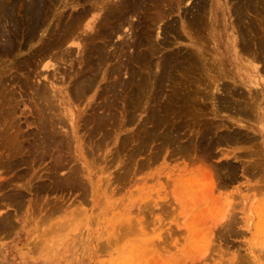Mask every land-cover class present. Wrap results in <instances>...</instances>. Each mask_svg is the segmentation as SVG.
I'll use <instances>...</instances> for the list:
<instances>
[{
    "label": "bare ground",
    "instance_id": "1",
    "mask_svg": "<svg viewBox=\"0 0 264 264\" xmlns=\"http://www.w3.org/2000/svg\"><path fill=\"white\" fill-rule=\"evenodd\" d=\"M220 1L221 0H198V2L195 4V10L193 12L192 11H189V13L187 12V15L184 17V20H186L185 22L188 23L189 25L186 26L185 24H183L181 30L177 28L176 21L173 20L174 18L170 19L171 21L165 22L164 23V29L162 28L163 29L162 33H164L165 36L162 38V41H161V39H159V37L155 36L156 38H158L161 41L162 45H166V47H168L167 45H170L169 44L170 41L168 39L169 37H171V39L173 41H175L177 38L181 39V36L185 35V37L188 38V40L192 43V46L189 47L184 52H182L181 50H178V49H177V51H174V52L173 51H170L169 53L163 52V53H161L162 55H160V57L157 58L158 53H160L161 49H163L164 47H162V48L159 47L160 41L158 42V40L155 39V37L153 38V33H155L157 35V31H154V27L156 26V30H157L158 29L157 28L158 23L165 20L168 16L172 17L171 14L175 10H178L180 8V4H182L184 2V0H0V52L3 54L4 53L6 54V53H9L12 50V48L13 49L16 48L17 50H19V52H21L24 49V47L25 48L27 47L28 49H33V51L31 50L32 53L30 52L31 56H29L28 59L27 58L25 59V63H23V67L26 66V68L28 67V69H29V66L30 67L33 65L34 66H38V65L40 66L41 64H43L45 62V60L47 61V59L48 60L50 59L49 60L50 64H48L47 63L48 61H47L46 63H44V67H43V68L48 69V68H51L53 66L51 64L52 61L61 60V61H58L57 63L62 62L63 60H65V57L71 56L73 54V50H77L78 60L75 59L77 56L74 59L76 60V62L78 61L79 65L82 64L83 67L79 66V68L80 67L81 68L79 69L80 71L77 74H75L74 73L75 71L73 70L74 71L73 73L75 75H74V77H72V80L68 82L69 87L65 88L64 91H61L60 95L57 94V91H59L58 90L59 88H57V86H55L53 84V82H50V86H51L50 89L53 88L51 90V92L53 91L52 95H50L51 94L50 89L47 86L49 83L41 85V83H43L44 79L42 80L41 83L38 82V84L33 83V80L31 82V84L29 83V81H31V78L33 79L34 76L35 77L39 76L38 72L35 71L36 68H34L35 74L34 75L32 74L33 77H32V75L31 76L26 75V78L27 77L28 78L27 79L25 78L26 80L25 81L23 80V81L25 82L24 84H27V86L29 88H30V86H32V88L35 89V93L31 92V91H34V90H31V88H30V90H31L30 92L25 90V93L29 92L30 94L32 93V95L34 93L35 94L34 96H36L37 100L42 99L43 101L45 100V102L47 101V104H48L47 109L48 110H52L53 108H55L56 105L54 102L57 101L59 104L63 105L64 113L66 114V116H68L70 118L71 117V115H70L71 112L69 110L70 105L68 104L69 101L67 100L68 92H70L71 95L74 96V101L78 102L77 100L80 97L86 95L87 91L89 89H92V87L95 85V82L100 83V82L105 80V84L104 85L101 84L100 88H102V87L106 88L105 89V91L107 90L106 93L107 92L111 93L113 100L111 102L109 101L110 99L107 100L109 102H108V104H106V106L104 103L103 104H102V102H100V103L102 105H104V107H106V108H108V107L110 109L114 108L115 113L109 114L108 109H105V112H108L107 113L108 116H107V115H105V113L101 114L100 111L93 109V112L92 113L90 112L91 113V115L89 117L90 122L88 121L89 123L92 124V126L90 129L85 128L88 125L84 127L85 129H87V132L90 130V132L87 133V135H86L88 137L90 135V136H93V139H94V137L96 136L95 134L97 132L102 133V135H104L105 131H103V130H105V126L108 125L109 121L116 120L118 118L117 116H119L118 115L119 113H120L119 120L121 121V123L123 125L125 124V127L128 123V126H129L130 122H131L130 124H132L135 121L134 119L136 116L135 115L136 111L139 108H142V110H144L145 112H147L150 115L149 116L147 114L148 116H147L146 120L148 121V124L150 123V124H152V126H150V129H148V127H147L148 130L146 129L145 134H142L143 136L139 135V133H137V132L135 134H132L130 132L132 135H130V133H128L130 136H132V138H128L129 140L130 139H132V140L138 139L139 136L142 137L140 139V141L138 142L139 144L137 146L135 145L137 142L134 141L135 142L134 146H136V147L132 146V147H134V149L132 150V152L134 154H139V153L143 152V150L146 148V146H148V148H149L148 143L150 141L152 142V140L154 141V139L155 140L157 139L156 142H158V140L160 141V143H158L159 145L157 144L160 147H157V148L169 149L171 144L174 145L179 140V135H181L179 133L181 132V130H184L186 127H188V129H190V130H192V132H194L193 137H192V133L190 132L191 137L187 136L188 138L190 137L189 140H187L188 144H185L184 146L183 145L180 146L179 149L176 148L177 152H178V150L181 151L182 153L187 151L186 152V154H187L188 150H190L192 148L193 153L196 152L197 154H199L202 151L204 153L206 152L207 154H209L211 149L215 146V144L216 145L220 144L222 142V140L224 139V137L229 138L230 140H231L230 137H233L232 138V140H233L235 136L234 135L232 136L230 134L223 136L224 132H222L221 135L217 134L218 124L216 122L217 121L219 122L220 120H215L214 124L216 123L217 125L211 124L210 121L207 122V119L205 118V117H207V115L212 114V115L216 116V114L218 113V110H224V111L225 110H230V111L233 110L232 112H234L238 115H243L244 117L253 115L254 113H255V117L258 116V115L256 116V112H257L258 108L255 109L256 108L255 105H257L259 107V105L261 103L259 101H262V96L260 97V95L258 94L259 90L256 89V91L254 92V93H256V95L257 94L259 95V97H256L255 99L253 98V95H255L254 93H253L252 97H251V94L248 97H246V96H244V94L242 92H240L242 90H240V91L236 90L237 84L242 83L245 87L246 86L245 84H248L247 82H249V81H247L249 78L245 80L244 70H247L248 74L250 73L253 77H255L254 79H256V78L258 79L255 85L261 86L260 87L261 92L264 91V87H263V83H264V0H224L222 2H220ZM192 5H190V7ZM77 6H81V8H79L78 10H73L71 12L61 10V9L69 8V7L74 9ZM191 8H193V7H191ZM132 17L133 18L134 17H137V18L138 17H144V20L143 21L139 20L138 22H134L132 20ZM171 17H169V18H171ZM126 23L129 26V28L128 27L127 28L130 29V31H131V33L130 32L129 33H130V35H132L131 36L132 38L129 39L128 42L126 41V43L124 42V39L126 40V38H123V40L121 39L122 42L119 41V43L112 42L113 41L112 38L114 36H116V34H119V31H122L123 28H126V27H122V26H125ZM158 36H159V33H158ZM182 37L184 38V36H182ZM213 38H214V40H215V38H217V39H221L222 41L219 42L220 43L219 47L209 50L208 48L210 46V43H212ZM177 41H178V39H177ZM35 44L38 46H36ZM34 46H36V47H34ZM27 48H26V50H27ZM14 53H16V51ZM0 57H2V56H0ZM27 57H28V55H27ZM226 59H228L229 60L228 62L233 65L234 73H236V71H237V75L239 76V74H240L243 78L242 80H244V81H242V80L236 81V80L232 79V82L230 84L233 85L234 88L233 87L231 88L228 86L229 82L224 83V82H226V81H224L225 79L231 78L230 77L231 75L233 76V74H231L228 71V68L225 65ZM19 60H21V59H19ZM23 60H24V58H23ZM23 60H21V62ZM20 64H22V63H20ZM13 65H12V68H13ZM17 67L19 68V66H17ZM154 69H156V70H154ZM29 71H30V69H29ZM57 71H58V69H57ZM124 71H126V74H128L126 79L122 78V73ZM6 72H9V71H6ZM55 72H56V68H55ZM70 72L71 71L68 72V75L70 74ZM29 73L30 72H28L27 74H29ZM31 73H33L32 70H31ZM48 73L50 74L49 71H48ZM1 74H0V76H1ZM43 76H42V78L45 77V76L44 77ZM71 76H72V74H71ZM42 78H40L39 80H41ZM46 78L49 79L47 76H46ZM98 78H100V80H98ZM13 79H15V81H16V79H19V78H13ZM60 79H61V77L59 78V83H60ZM3 80H4V78L0 80V98H2L0 100V110H1L0 111V122L1 121H3V122L7 121V119L9 120V118L12 117L11 114H13L14 111L17 109H13L15 107L10 108L12 106H9V104H12L11 101L13 99L16 100V98H19V96L18 97L14 96L16 91L14 93L13 92L14 90L12 87H11L12 90H9L8 83H5L7 81L6 78H5L6 81H3ZM51 80L52 79H50V81ZM19 81H20V79H19ZM8 82H9V80H8ZM13 82H14V80H13ZM47 82H48V80H47ZM64 82L65 81L62 80V83H64ZM32 84H36L37 86L32 85ZM20 86H21V84H20ZM212 87L215 88L214 91H212L213 90ZM29 88H28V90H29ZM103 88H102V90H103ZM210 88L212 90H210ZM22 89H23L22 91L24 92V88H22ZM239 89H242V88H239ZM17 90H18V88H17ZM220 90L225 91V92H223L224 95H223V93H222V95L217 94V93H219ZM246 91L248 92L249 89ZM88 92H90V91H88ZM164 92L165 93L167 92V94L163 95ZM101 93H102V91H101ZM101 93H98V94L100 95ZM249 93L250 92H248V94ZM98 94L96 95L97 98L99 96ZM216 94L219 96H216ZM28 95L29 94H26V96H28ZM103 95H102V97H103ZM22 96H24V95H22ZM29 96H31V95H29ZM14 97H16V98H14ZM105 98L104 99L102 98V101L105 100ZM28 100H29V97H28ZM97 100H96V102H97ZM100 100H101V98H100ZM24 101L26 102L27 98ZM41 101L38 103L41 104ZM107 101L105 100V103ZM205 101H207V102L209 101V102L205 103ZM7 102H8V104H7ZM19 102H21L23 104L22 101H19ZM19 102L17 103L18 105H20ZM35 102L37 104V101H35ZM204 103L207 105H205ZM31 104H32V102H31ZM31 104H30V106H32ZM76 104H78V103H76ZM101 104H100V106H101ZM14 105H16V101H15ZM18 105H17V108H18ZM35 105H33V106L36 108V106H38V104L36 106ZM33 106H32V108H33ZM100 106H98V107H100ZM39 107L41 108L42 106H39ZM45 107L46 106L44 105L42 110H44ZM93 107H95V106L92 104L91 108H93ZM98 107H97V109H98ZM75 108H76V106H75ZM91 108H90V110H91ZM37 109H38V107H37ZM40 110L41 109H39V111H37V112H40ZM45 110H44V112L43 111L42 112L45 113V115H46L49 112L47 110H46L47 112H45ZM26 112L28 113V111H26ZM26 112L23 115H26ZM34 112H36V110H34ZM98 112L100 113V115L98 114ZM141 112H143V111H141ZM34 114H36V113H33L32 115H34ZM50 114L53 115L52 113H50ZM50 114H48V117L46 115L44 118L41 115L42 118H41V121H39V119L36 117V116H38V113H37L35 115V117L38 119L37 120L38 122H35L36 119H34V117H30V118H33L34 123H40L41 122L40 124H38V125H40L39 127H41V128H38V126H37V129H39V131H40L39 133L41 134V136H39L37 134L34 135V136H37V138L32 142V140H30L28 136L33 135L32 132H34L36 130L30 132L31 133L30 135L28 132V136H27V133L24 132L26 134L25 137H28V139L30 141V142L28 141L29 142L28 143L29 145L27 144L28 146L26 144L24 146L23 143H25V142L20 141V137L23 138L24 136L21 135V133H23V131L21 132L20 128H17L18 126L19 127L22 126L20 124L19 125L17 124L19 120L12 117L13 119L17 120V123H16L17 127L15 126V128H14L15 122H14V124H12L13 119L10 121L11 123L6 124V126H8V124H9L8 128H10V129L14 128L15 130H12V132L9 133V135L5 136V138H2L3 142L0 141V143L2 142L1 144L4 143V149L6 148L5 150L2 149L3 151H1L2 155L0 157V159H1V162H0L1 166L0 167H2L1 168L2 170L4 168V171L5 170L10 171V169L17 168L16 166H20V165L22 166L25 163L28 164L25 166H29V165L32 166L33 164L37 165V163H39L38 162L39 159H41L43 156L49 155L51 153H52V157H54V163L55 164H53V162L51 161L52 162L51 164H53L54 167H53V172H51L50 180L52 177L53 181L52 182L47 181L49 183L44 184L41 182L38 185L36 184L37 186L36 185L33 186V184H30L34 179L33 176H32L33 177L32 181L28 180V181L22 183L23 182L22 180L24 178L28 177V175H26V174L23 177H22V175L16 176V177H18L17 178L18 180L22 179L21 183L18 181L20 183V186H19V184H18V186L17 185L13 186L14 182H12L13 184H10L8 181L10 179L7 180L8 182L1 181L0 182V190L7 188V187H10V186L12 187V190H10L8 188L7 191L10 190V192L9 193L5 192L6 194H3L0 196V209L2 208V206L4 207V205H6V204L3 205L4 201H5V203L11 202V203H13V205L15 207L18 208L19 206L22 205V203H25V200H26L25 197H26L28 191L29 192L30 191L35 192V200L33 199L34 203H37L38 201H40L41 196L43 195V194L40 195L41 193H44V192L47 193V192H51L53 190L55 191L57 189L61 190V188H63L62 189V191H63L65 186H66V188H67V186H69L68 188L72 187V189L70 188L72 190L71 192H75V189H77V190L82 189V191H83V194L81 195L82 197L78 198L81 200L82 199L84 200L87 197L88 191H90V193L93 194L92 198H95V193L100 191L98 184L94 183V180L91 178V175L93 173L91 175L89 173L87 174V176L89 178L87 179V181H84V183H83L81 178H78L81 175V172H80V169L78 166H76V167L79 170L77 168H71V167L69 169L67 168L69 170L67 172L68 175L65 176V174H64V176H65V177L63 176L64 178H62V173L59 174V175H61V178H59V179L55 175L56 170H59L62 168L65 169L66 166L69 165V162L72 159L71 158L72 156H70L71 151L69 148L72 145H69L70 147L68 146V144H69L68 135H64V134L62 135L61 133H63V132L60 129L61 127L59 128L60 125L63 126L62 120H64V119H62L60 116H59L60 118L59 117L57 118L56 114H54V115H56L54 117L51 116ZM143 114H145V113H143ZM219 114H221V113H219ZM39 116H40V114H39ZM43 116H44V114H43ZM85 117H86V115H85ZM85 117L83 119H85ZM22 118L20 119V121L22 120ZM30 118L27 117L28 120H30ZM87 119L88 118L86 117V120ZM143 119H144V117H143ZM86 120H84L83 124L85 123ZM253 120L255 121L254 117H253ZM81 121H83V120H81ZM3 122H1V124ZM88 122L86 121V123H88ZM220 122H222V120ZM24 123H22V124H24ZM69 123H71L70 124L71 125L70 131H71L72 139L75 143L74 151H75V153H79L80 156L84 155L86 153L85 150L88 147H85V150H84V148L82 147V145H84V144H82V145L80 144V142H81L80 137L78 138L76 135V126L74 125V123L71 120ZM140 123H142V125H143V122H140ZM212 123H213V121H212ZM222 124H224V123H222ZM225 124H226V121H225ZM229 124H227V125H229ZM65 125L67 126V124H65ZM144 125L146 126L147 123ZM83 126L84 125L80 126L82 130H83V128H82ZM112 126H115V125H112ZM108 127H109V125H108ZM108 127H106V128H108ZM220 127H223V125ZM228 127H230V126H228ZM8 128L6 127L7 130H8ZM63 128L65 129V126H63ZM113 128H115V127H113ZM142 128H144V126ZM6 129H4V130H6ZM116 129H118V127ZM223 129H227V128H223ZM68 130L69 129L65 130L66 134H68V132H69ZM109 130H111V128L107 129V132ZM142 130H144V129H142ZM25 131H27V130H25ZM28 131H29V129H28ZM136 131H138V130L136 129ZM177 131H178V135L176 133ZM219 131H220V129H219ZM236 132H238V130ZM3 133H6V132H3ZM3 133L0 132L1 135ZM24 133H23V135H24ZM175 133L177 136L174 135ZM244 133H247V132H244ZM108 134L106 133V135L109 137L110 134L109 135ZM215 134H217L219 136L217 137V135H216L214 137ZM235 135L238 136V134H235ZM123 136H120V137H123ZM210 137H212V138H210ZM246 137H247V135H246ZM89 138L91 139V137H89ZM99 138H98V141L100 142V145H101V142L103 143L104 140L102 139V141H101L102 137L100 139ZM107 138H105V139H107ZM249 138L251 140V137H249ZM87 139H85V140L88 141ZM124 139H125V137H124ZM242 139H243V137H242ZM254 139H255V137H254ZM91 140H90V142H91ZM25 141H26V139H25ZM187 141H185V142H187ZM233 141H231V142H233ZM246 141H248V140H246ZM255 141L257 142V140H255ZM21 142H23V143H21ZM95 142H96V140L94 141V143ZM121 142L119 143L118 147L116 146V152L117 151L119 152L120 149H117V148H120V146L122 145ZM241 142H242V140H241ZM241 142L238 141V144L244 143V140L242 143ZM83 143L86 144V142H83ZM229 143H230V141H229ZM250 143H247V145L248 144L250 145ZM258 143H259V141H258ZM258 143H256V144L258 145ZM70 144H72V143L70 142ZM88 144H86L84 146H87ZM126 144H128V142ZM181 144H182V142H181ZM222 145H225V144L221 143L220 146H222ZM252 145H254L253 142H252ZM252 145H250V146H252ZM95 146L96 145L94 144L93 148H95ZM98 146H99V144H98ZM124 147L125 146H123V147L121 146V149ZM226 147H228V146H226ZM157 148H155L154 151ZM215 148H216V146H215ZM172 149H174V148H171V150ZM152 150L153 149H151V151ZM175 150L173 152H175ZM213 150H215V149L213 148ZM221 150L222 149H220V154L222 155L224 153V151H222L223 153H221ZM145 151H144V153H145ZM169 151H170V149H169ZM242 151H245V150H242ZM121 152H123V151H121ZM128 152H129V150H128ZM162 152H164V150H162ZM173 152H172V155L169 152L170 153V154H168L169 157L173 156ZM202 152H201V154H202ZM226 152H227V150H226ZM261 152H260V154H261ZM114 153L112 156H114ZM71 154H73V153H71ZM134 154H130V155L132 156ZM154 154H152V155H154ZM215 154H217V153H215ZM220 154H218V155H220ZM224 154H226V153H224ZM229 154H231V153L229 152ZM239 154H237V155H239ZM256 154H259V153L256 152ZM263 154H264V152H263ZM130 155H127V156L132 158ZM152 155L151 154L149 155L150 159H152L151 158ZM168 155H167V157H168ZM174 155L177 156V154H174ZM182 155H180V156H182ZM249 155L250 154H248V158H249ZM89 156H90V153L88 154L87 157H89ZM180 156H178V158H181ZM196 156L194 155V157H196ZM198 156H200V154ZM234 156H236V155L234 154L232 158H235ZM252 156L254 157V155H252ZM255 156H257V155H255ZM129 157H128V160H131ZM133 157L136 158L135 155ZM208 157H210V156H206V157L204 156V159L209 160ZM216 157H217V155H216ZM216 157H213V158H216ZM240 157H243V156H240ZM245 157H247V155H245ZM201 158L202 157H200L199 159H201ZM238 158H239V156L236 159H238ZM132 159H134V158H132ZM181 159L185 160V158H181ZM192 159H190V160H192ZM199 159L197 158L196 160H199ZM44 160H45V158H44ZM44 160L42 159V161H44ZM51 160H53V159H51ZM115 160L116 159L114 158L113 161H115ZM143 160H146V159H143ZM153 160L151 163H155ZM190 160H188V161H190ZM72 161L70 163H72ZM126 161H127V159H126ZM140 161L141 160L139 159V162ZM200 161H202V160H200ZM139 162L137 161V163H139ZM190 162L192 163V161H190ZM212 162L210 163L211 165H212ZM238 162H239V160H238ZM189 163H187L186 168H188ZM199 163H201V162H199ZM219 163H217V164H219ZM243 163H244V161H243ZM246 163L248 165V162H246ZM263 163H264V155L262 157L258 158L256 160V162L253 161V163L249 164V166L252 165L251 167L253 169H255L256 171L262 170V169L264 170V164ZM41 164L42 163H40V165ZM51 164H50V166H51ZM194 164H195V162H194ZM204 164L207 165V163H204ZM221 164H219V165H221ZM223 164H225V163L223 162ZM236 164L234 162V166ZM75 165H79V164H74L73 167ZM124 165H123V167H124L123 170L125 169V167H128L129 164L126 163V165L125 166ZM130 165L132 167L131 163H130ZM133 165H134V161H133ZM189 165L193 166V168L196 167L193 164H189ZM214 165H216V164H214ZM225 165L224 166L222 165L221 167L223 168V167H225ZM247 165H246V167H247ZM217 166L214 168L216 169ZM231 166L232 165H230V168H232ZM244 166H245V164H244ZM137 167H138V165H137ZM142 167L143 166H141V168ZM207 167H211V166L208 165V166H206V168ZM226 167H227V165H226ZM235 167L237 168V166H235ZM246 167H245V169H246ZM251 167H248V168H251ZM51 168H52V166L50 167V169ZM200 168H199V170H200ZM236 168H234V169H236ZM240 168H242V167H240ZM13 169H12V171H13ZM48 169H49V167H48ZM83 169H84V171L88 170L86 168H83ZM218 169H220V168L218 167ZM234 169L232 168V170H234ZM245 169L243 168V170H245ZM40 170H42V168ZM7 171H5V172L8 174ZM12 171H10V172H12ZM50 171H52V169ZM137 171H139V170L137 169L135 172H137ZM212 171H211V173L213 174L214 170H212ZM216 171L219 172L217 169H216ZM220 171H221V169H220ZM248 171H250V170H248ZM38 172H39V170H37V173ZM61 172H63V171H61ZM124 172H125V170H124ZM226 172H229V170ZM232 172L234 173V171H232ZM204 173L203 174L206 176L205 171H204ZM235 173H237V171H235ZM248 173L249 172H247V174ZM251 173H250V175H251ZM254 173H253V175H254ZM260 173H261V171H260ZM35 174H34V176H38V174L37 175H35ZM43 174L45 175V173H43ZM222 174H223V172H222ZM14 175H18V174L15 173ZM14 175H12V176H14ZM123 175H125V174H123ZM129 175H130V172H129ZM230 175H231L230 177H232V173ZM262 175H263V173H262ZM47 176L49 177V175H47ZM125 176H127V175H125ZM224 176H226V175H224ZM228 176H229V173H228ZM235 176L237 177V174H235ZM235 176L233 175L234 178H236ZM55 177L57 179H54ZM58 177H60V176H58ZM116 177L119 178V175L117 174ZM116 177H115V180L117 179ZM208 177H206V179ZM230 177H229V179H231ZM14 178H15V176H14ZM120 178H122V177H120ZM123 178H125V177H123ZM154 178H156V177H154ZM222 178H223L222 175H221V178L218 177V179H222ZM234 178H233V180H236ZM48 179H46V180H48ZM101 179H103V177ZM104 179H106L105 175H104ZM202 179L203 178H201V180ZM226 179H225V181H226ZM260 179L261 178H259V180ZM46 180H45V182H46ZM210 180H211V178H210ZM210 180L207 181V185L209 182L212 181V180L211 181ZM233 180H232V182H233ZM12 181H14V180H12ZM17 183L15 181V184H17ZM120 183H122V182H120ZM233 183H235V182H233ZM105 184H107V183H105ZM111 184H112V182H111ZM199 184H201V183H199ZM212 184H214V183H212ZM223 184H220V186H222ZM87 185L90 187V189L88 188ZM209 185H210V183H209ZM223 186H226V185H223ZM103 187H105V185ZM255 187H257V186H255ZM262 187H263V185H262ZM66 188H65V190H66ZM108 188H109V184H108ZM253 188H254V185H253ZM250 189L254 190V189H252V187ZM259 189L260 188H258V190ZM205 191H207V190H205ZM80 193H81V191H80ZM160 193H161V191H160ZM162 193H163V191H162ZM207 193H209V191ZM58 194H60V193L58 192ZM70 195H72V194H70ZM83 195H84V198H83ZM65 196H66V194H65ZM209 196H210V194H209ZM55 197H56V195H55ZM49 198H50V196H49ZM53 199H55V198H53ZM56 199H57V197H56ZM60 199H61V197H60ZM27 200H28V198H27ZM27 200H26V203H27ZM62 200H63V198H62ZM45 201L48 203L47 200H45ZM73 201L74 200H72V203H73ZM90 201H92V200H90ZM167 201L164 203H167ZM75 202L76 201H74V203ZM11 203H9V205ZM52 203H56L57 205H59L57 202H52ZM81 203H76L78 205H75L76 207H74L75 212H78V214H80V215H82L84 213L83 211L85 210V208L81 209V207H82V206H80ZM83 203H82V205H83ZM85 203H87V205H90L89 204L90 202L88 203L85 201ZM31 204H33V202ZM43 204L44 203L42 202V205ZM161 204H162V202H161ZM47 205H49V204H47ZM35 206H38V205H35ZM46 206H44V207L46 208ZM50 206H52L54 208L55 205L53 206L50 204ZM7 207H8V203L6 206V210H7ZM22 207H23V205H22ZM33 207H34V205H33ZM60 207H62V204H61V206L59 205L57 208H60ZM163 207L164 206L162 205V208ZM167 207H169V206H167ZM167 207H166V209H167ZM10 208H13V207L10 206L9 209ZM17 208L15 211H18ZM35 208H37V207H35ZM2 210L3 211L0 212V213H2V214H0V235L3 232L7 233L9 230H11V228H13V222L11 219H16V214L12 215V214L7 213L9 211H6L4 209H2ZM20 210H22V208ZM34 210L35 209L30 210V211H32L34 213ZM44 210L42 208L41 212ZM55 210H56V208H55ZM46 211H48V213L46 212L47 215L49 213H52V212H49L50 210H46ZM58 211L57 212L55 211V213H58ZM96 211H94V213H93L94 215H95ZM143 211H144V209H143ZM174 211H175V213H177L176 209ZM32 212H30V214L27 215L26 220L27 219H33L32 217L34 216V214ZM81 212H83V213L81 214ZM91 212H93V210L90 211V213ZM172 212H173V210H172ZM36 213L38 214L39 212H36ZM69 213H67V214H69ZM167 213H169V212L167 211L166 214ZM17 214H19V213L17 212ZM73 214L74 213H72V216L75 215V214L74 215ZM120 214L121 213H119V215L118 214L116 215V213H115L116 216L111 215L112 217L108 218V220L112 219V221H115L114 219H120V217H121ZM80 215L79 216L76 215V216H74V218L73 217H71V218L75 219V217H78L76 219H79L81 217ZM163 215H165V214L162 213V216ZM174 215H176V214H174ZM43 216H44L43 219H45V217H47L45 215V212H44ZM49 217L51 218V214ZM102 217H104V215ZM108 217H109V215H108ZM168 217H169V214H168ZM48 218L46 219L47 221H45V222H48L50 220V219L48 220ZM84 218L87 219L86 217H84ZM93 218H94V216H93ZM95 219H96V217H95ZM39 220L42 221V222L38 221L40 223V225H41V223H42V225L45 223L42 220V217ZM131 220L134 221V219H131ZM133 221L131 223H133ZM234 221L235 220H233V223H234ZM256 222H258V221H256ZM46 224H48V223H46ZM49 224L55 225L56 223L54 224V223H51V221H49ZM123 224L125 225V222ZM232 224L229 220H228L227 225L224 223V225H226L225 230L229 234L231 231L232 232L234 231V229L231 230L233 227ZM127 225L122 226V227H126ZM14 226H16L15 223H14ZM49 227L52 228V226H49ZM49 227H48V229L51 230V228H49ZM53 227L55 228V226H53ZM114 228H116V226ZM56 229H57V227H56ZM117 229L119 230L118 227L114 230H116V232H117ZM120 229H121V226H120ZM122 229L124 231L121 230L119 233L120 235L123 234L122 231L124 233L126 232L125 231L126 228H122ZM129 229L130 228L127 227L128 231H129ZM133 229H135L134 226H133ZM133 229L130 231H132L133 234H135ZM51 231L47 230V233L48 232L52 233ZM113 232H115V231H112V233ZM132 232H130L131 235H133ZM223 232H225V231H223ZM226 232H225V234H226ZM5 233H3V234H5ZM233 233H235V232H233ZM127 234H128V232H127ZM127 234H125V235H127ZM116 235L117 234H115V236ZM113 236H114V234H112V239H113ZM233 236H236V235L233 234ZM118 237H120V236H118ZM221 237H224V236H221ZM99 238H101V236ZM160 238H161V236L158 235L159 243H157V245H158V247H160L161 251H163L162 249H165L166 246L171 245L173 240L171 239L170 235H168L166 237V239L162 243H160V241H161ZM110 239H111V236H110ZM112 239H111V241H114V243H115L116 238L113 240ZM140 239H142V238H140ZM226 239H227V237H226ZM39 241L42 242L43 240H39ZM39 241L33 242L32 245H31V243H29L30 245H27V246H30L31 248L29 247V249H32L34 251V253L37 251L46 250V247H44ZM111 241H109V242H111ZM141 242H143V241H141ZM141 242H140V244H141ZM100 243L102 245V241ZM111 243L114 244L113 242H111ZM103 244H105V243L103 242ZM146 244H147V241H146ZM116 245L119 246L117 243H116ZM116 245L114 244V246H116ZM174 245H175V243H174ZM111 246H113V245H111ZM103 247H104V245H103ZM103 247L101 246L99 248L103 249ZM141 247H143V246H141ZM146 247L148 248V245H146ZM169 247H171V246H169ZM105 248L106 249L109 248L111 250L112 247L111 248L105 247ZM119 248L120 247H118V249ZM167 249H169V248H167ZM103 251L105 253L106 250H103ZM170 251H171V249H170ZM97 253H98V251H97ZM156 253H158V252H156ZM52 254L54 255V253H52ZM150 254H151V252H150ZM168 254H169V252H168ZM151 255H154V254H151ZM120 256H121V254L119 253L118 257H120ZM114 258H116V257L114 256ZM240 258H242V257H240ZM240 260L243 263H245L244 260H242V259H240ZM104 262H107V261H104ZM104 262H101V264H104ZM149 262H151V261L149 260ZM246 262H247V260H246ZM118 264H119V262H118ZM238 264H240V263L238 262Z\"/></svg>",
    "mask_w": 264,
    "mask_h": 264
},
{
    "label": "rangeland",
    "instance_id": "2",
    "mask_svg": "<svg viewBox=\"0 0 264 264\" xmlns=\"http://www.w3.org/2000/svg\"><path fill=\"white\" fill-rule=\"evenodd\" d=\"M222 1H224V0H221L220 2H222ZM197 2H198V0H186V1L184 0V2L182 4H180V8L178 10H175L171 14L172 17L168 16L165 20L158 23V25H157L158 29L157 30H156V26L154 27V31H157V35L155 33H153V38L155 36H157L162 41V38L165 36V34L162 33V31L164 29V23L171 21L170 19L174 18L173 20L176 21L177 28L180 30H181L183 24H185L186 26L189 25L188 23L185 22L186 20H184V17L187 15V12L189 13V11L193 12L195 10V4ZM190 5H192L191 7H193L194 9L191 8ZM79 8H81V6H77L74 9L69 7V8H65V9H61V10L71 12L73 10H78ZM169 17H171V18H169ZM132 20L134 22H138L139 20L143 21L144 17H138V18L132 17ZM122 27H126V28H123L124 30L122 29V31H119V34H116V36L113 37L114 39L112 38V40H113L112 42L119 43V41L122 42L123 38H126V40L124 39V42L126 43V41L128 42V40L132 38L131 37L132 35H130L131 31H130V29H128L129 26L127 25V23L125 24V26H122ZM158 33H159V36H158ZM182 36H184V38ZM182 36H181V39L177 38L178 41H177V39L175 41H173L171 39V37H169L168 39L170 41L169 42L170 45H167L168 47H166V45H162L161 41L155 37V39H157L158 42L160 41L159 47H161V48L164 47L163 49H161L160 53H158L159 56L157 55V58L160 57V55H162L161 53H163V52L164 53H169L170 51L174 52V51H177V49L184 52L189 47H191L192 43L188 40V38H186L185 35H182ZM221 41H222L221 39L215 38V40H214V38H213L212 43H210V46L208 49L211 50L213 48L219 47V44H220L219 42H221ZM36 46H38V45H36ZM36 46H34V47H36ZM26 48L24 47V49L21 52H19V50H17L16 48L15 49L12 48V50L10 51L11 53L10 52L6 53V54L4 53L5 55L0 52V54H1L0 56H2V57H0V74L2 73L1 76L4 78L3 81L7 80L5 83H8L9 90H12L11 89V87H12L14 90L13 92L15 93V91H16V93H17V94L15 93L14 96H16V97L19 96V98L14 97V98H16V100L13 99L11 101L12 104L13 103L15 104V101H16V105L9 104V106H12L10 108L15 107L13 109L18 110V111L15 110L14 113L12 112L13 114H11V115L13 118L18 119L19 121L17 123V120L13 119L10 116L11 118H9V120L7 119V121H4V122L1 121V122H3L2 124L0 122V124H1L0 125V130H1L0 132L1 133L6 132V133L2 134L4 137L0 134V141H2L3 140L2 138H5V136L9 135V133H11L12 130H15L14 128L17 124L18 125L20 124V125H22L21 126L22 128L19 126L18 127L16 126V127L20 128L21 132L22 131H23V133L26 132L27 136H28V132L30 135L31 134L30 132L36 130V131H34L35 133L32 132L33 135L28 136L29 139L32 140V142H33L37 138V136H34V135L37 134V135L41 136V134L39 133L40 132L39 129H37V126H38V128H41V127H39L40 125H38L41 122L40 123H34L33 118H30V117H34V119H36L35 122H38L37 121L38 119H39V121H41L42 117L44 118L46 115L48 117V114H50V113L53 114V115L50 114L53 117L57 115L56 117L58 118L60 116L62 119H64L62 121H63V126H65V129L63 128V126H61V125L59 126V128L61 127L60 129L63 132V133H61V132L60 133L62 135L63 134L68 135V138H69L68 146L72 145L71 147L69 146L70 147L69 149H70L71 153H73V154L70 153V156H72L71 161L73 159L74 160L72 161V163H70L71 162L70 161L69 165L66 166L65 169L62 168V169L56 170L55 175L59 179V178H61V175H59V174L62 173V178H64L66 175H68L67 172L69 171L68 169L70 167L71 168H77L76 166H78L80 169V172H81V175L79 174L80 177H78V178H81L83 183H84V181H87V179L89 178L87 176V174L89 173L91 175L93 173L91 175V178L94 180V183L98 184L99 190H100L98 192L100 194L97 192L98 194L95 193V198H92L93 194L87 190L88 194H87V197L84 199L86 202H88V203L90 202L89 203L90 205H87V203H85V201L83 199L82 200L78 199L79 197L80 198L82 197L81 196L83 194L82 189L81 190L75 189V192H71L72 187H70L71 188L70 189V188H68L69 186H67V188L65 186L63 191H62L63 188H61V190L59 189L60 191L57 189L55 191L53 190L51 192L41 193L40 195L43 194L42 195L43 197L41 196L40 201H38L37 203H34V201H33V199L35 200V192L33 191L34 192L33 193L32 191H30V192L28 191V193L26 192L27 195L25 197L26 200H27V198H28V200H27V203H26V200H25V203H22L23 207L21 205L17 208L13 205V203H11V202L5 203V201H4L3 205L4 204H6V205H4V207L2 206V208L0 209V212L3 211L2 209L6 210V206L8 203V207H7L6 211H9L7 213L12 214V215L16 214V219H11L13 222V228H11V230H9L7 233L3 232L5 234L1 233V235H0V264H101V262H104V261H107V262H104V264H118V262H119V264H125V263L126 264H236L237 263L238 264V262L240 264H264V256H263L264 255L263 254L264 253V250H263L264 249V239H263L264 238V233H263L264 232V224H263L264 223V179H263L264 178V170L262 169V170L256 171L255 169H253L251 167L252 165L249 166V164H252L253 161L256 162V160L258 158H260L264 155L263 154V152H264V91L261 92V88H260L261 86L255 85L257 80H258L257 78L254 79L255 77H253L250 73L248 74L247 70H244L245 80L249 78L247 80L249 82H247L248 84H245L246 85L245 87L242 83L237 84V87H236V90H238V91L242 90L240 92H242L244 94V96H246V97H248L250 94L252 97V95L256 91V89L259 90L258 94L260 95V97L262 96V101H259V102H261L259 107L257 105H255L256 106L255 109L258 108V110L256 112V116L258 115L257 117H255V113L253 115L244 117L243 115H238V114L232 112L233 110L232 111H230V110H225V111L224 110H218V113L216 114V116L209 114L210 116L207 115V117H205L207 119V122L210 121L211 124H214L215 120H220V121L222 120V122L219 121L221 124L218 121L216 122L218 124L217 134L221 135L222 132H224L223 136L228 135V134L235 136L234 139L235 138L236 139L235 140L233 139L235 142L232 140L233 137H230L231 140L229 138H225V137L222 140L221 143L225 144L228 147H226L225 145L220 146L221 143L217 144V145L214 143L216 148L214 146L213 148L215 150H213V148L211 149V151H210L211 154L209 153L210 155L207 154L206 152L204 153L201 151L202 154L200 152L199 153L200 156H198L199 154H197L196 152H195L196 154L193 153L192 148L190 149L191 151L188 150L187 154H186L187 151L182 153L181 151L178 150V152H177V149H179L180 146H182V145L184 146L185 144H188L187 140H189V138L191 137V135H190L191 133H192V137H193L194 132H192V130H190V129H188V127H186L184 130H181V132L179 133L181 135L183 134L182 135L183 137L181 135H179V140L174 144L175 146L171 144V146L169 147L170 151L167 148H162V149L157 148V147H160V146H158L159 145L158 143H160V141L158 140V142H156L157 139L156 140L154 139V141L152 140V142L150 141L148 143L149 148H148V146H146L147 149L145 148L143 150V152H141L142 154L141 153L134 154L132 152V150L134 149V147H136L139 144L138 142L140 141V139L142 137L139 136L140 137L139 138L137 136L139 140L138 139H133V140L130 139L129 140L128 138H132V136H130V135L135 134L136 132L139 133V135L145 134L147 127H148V129H150V126H152V124H150V123L148 124V121L146 120L147 116L149 115L147 112L142 110V108H139L135 113V115L137 116V117L135 116V119H134L135 121L133 120L134 122L132 121L133 122L132 124H130L131 123L130 122L129 126L127 123L126 127H125V124L123 125L121 123V121L119 120V118H120L119 117L120 113H119L118 114L119 116L116 115L118 117L116 119L117 121L113 119L115 122L111 120L108 123L109 127H108V125L105 126V130H103V131H105L104 135H102V133L97 132L95 134L96 136L93 139V136H90L88 134L89 137H91V139L93 140L92 141L86 135H87V133L90 132V130L87 132V129H90L92 126V124L89 123L90 122L89 117H90L91 113L93 112V109L100 111L101 114L105 113V115H107V116H108V114H107L108 112H109V114L115 113L114 108L110 109L109 107L106 108V107H104V105H102L104 103L106 106V104H108L109 101L111 102L113 100L111 93H108V92L106 93V91H107V90L105 91L106 88L102 87L104 91L102 90V88H100L101 84L102 85L105 84V80L100 82V83L95 82V85L92 87V89L88 90L90 92L87 91L88 94L86 93V95L80 97L77 100L78 102L74 101V96L71 95L70 92H68L67 100L69 101L68 104L70 105V108H69V110L71 112L70 118L68 116H66V114L64 113L63 105L59 104L57 101L54 102L56 105L55 108H53L52 110H48L47 109V105H48L47 101L45 102V100L43 101L42 99L37 100L36 96H34L35 95L34 94L35 89L32 88V86H30L31 90H34V91H31L30 88L27 86V84H24L25 83L24 81L28 78V77L26 78V75H28V76L29 75L31 76L32 74L34 75L35 74L34 68H36L35 71L38 72L39 76L38 77L36 76L37 78L35 76L33 79L31 78V81H29V83L31 84V82L33 80V83L38 84V82L41 83L42 80L44 79V81H43V83H41V85L49 83L47 86L50 89L51 88L50 82H53V84L55 86H57V88H59L58 89L59 91H57V94L60 95L61 91H64L65 88L69 87L68 82L72 80V77H74V75L77 74L80 71L79 69L83 66H82V64L79 65L78 61L76 62V60H78V56H77L78 52H77V50H73V54L71 56L65 57V60H63L62 62L57 63L58 61H61V60L52 61L51 64L53 66L51 68H48V69L43 68L44 63H46L47 61H48L47 63L50 64V62H49L50 59L49 60L47 59V61L45 60V62L43 64H41L40 66L39 65L38 66L33 65L34 67L29 66V69H30V71H29L28 67L27 68H26V66L23 67V63H25L26 58L28 59L29 56H31L33 49L27 48V50H26ZM15 51H16V53H14ZM27 55H28V57H27ZM23 58H24V60H23ZM19 59H21L23 61L21 62V60H19ZM228 61L229 60L226 59L225 65L227 66L228 71L231 74H233V76L231 75L230 76L231 78L225 79L224 81H226V82H224V83L229 82L228 86L231 88L232 87L234 88V86L230 84L232 82V79H234L236 81H240L243 78L240 74H239V76L237 75V71H236V73H234V67ZM20 63H22V64H20ZM12 65H13V68H12ZM17 66H19V68ZM79 66H81V67L79 68ZM55 68H56L57 73L55 72ZM57 69H58V71H57ZM31 70L33 71V73H31ZM154 70H156V69H154ZM6 71H9V72H6ZM48 71L50 72V74L48 73ZM69 71H71V72L68 75ZM28 72H30L31 74L30 73L27 74ZM71 74H72V76H71ZM33 75H32V77H33ZM127 75L128 74H126V71H124L122 73V78L126 79ZM1 76H0V78L3 79ZM42 76L44 78H42ZM46 76L49 79H47ZM39 77L42 79L39 80L40 79ZM60 77H61V79H60V83H59ZM5 78H6V80H5ZM13 78H19L20 81H19V79H16V81H15V79H13ZM50 79H52V80L50 81ZM8 80H9V82H8ZM13 80L15 83L13 82ZM47 80H48V82H47ZM62 80H64L65 82L62 83ZM98 80H100V78H98ZM242 81H244V80H242ZM20 84H21V86L22 85L23 86L21 87ZM36 84H32V85L37 86ZM16 87L18 88V90ZM27 87L29 88V90ZM238 87L242 88V89H239ZM263 87H264V83H263ZM22 88H24V92L22 91L23 90ZM52 89H50V93H51L50 95H52V92H53V91L51 92ZM212 89L210 88V90L214 91L215 88L212 87ZM245 89L246 90L249 89L248 92H250V93L248 94V92ZM25 90H27L29 92L31 91L34 93H33V95H32V93L30 94L29 92L25 93ZM101 91H102V93L104 92L103 93L104 95L101 93ZM223 92H225V91L220 90L219 93H217V92L216 93L219 95L220 94L222 95ZM98 93H101V94L99 95ZM26 94H29L31 96H29V95L26 96ZM97 94L99 95L98 96L99 99L96 96ZM166 94H167V92L166 93L164 92L163 95H166ZM217 94H216V96H219ZM254 94L256 95V93H254ZM258 94L256 96L253 95V98L255 99L256 97H259ZM22 95H24V96H22ZM102 95H103V97H102ZM223 95H224V93H223ZM28 97H29V100H28ZM26 98H27V101L25 102L24 100H26ZM100 98H101V100H100ZM102 98L103 99L105 98L106 101L109 99L110 100L105 103V100L102 101ZM1 99L2 98H0V100ZM96 100L98 103L96 102ZM19 101H22L23 104ZM30 101L32 102V104ZM35 101H37L38 106H36L37 104ZM40 101H41V104L43 103L42 105L40 103H38ZM18 102L20 103L21 106L17 104ZM100 102H102V104ZM208 102L205 101V103H208ZM76 103H78V104H76ZM7 104H8V102H7ZM30 104L32 106L36 104L35 105L36 108L34 106L32 108V106H30ZM92 104L95 107L91 108ZM100 104H101V106H100ZM17 105H18V108H17ZM44 105L46 106L45 109L49 112L46 115H45V113H43L45 109L42 110ZM205 105H207V104H205ZM39 106H42V107L40 108ZM75 106H76V108H75ZM96 106L97 107L100 106V107H98V109H97ZM37 107H38V109H37ZM90 108L92 111L90 110ZM39 109H41L40 112H37V111H39ZM105 109H108V112H105ZM34 110H36V112H34ZM46 110H45V112H47ZM26 111H28V113ZM141 111H143V112H141ZM25 112H26V115H23ZM32 112L36 113V114L38 113V116H36L38 119L35 117L36 114L32 115L33 114ZM143 113H145V114H143ZM219 113H221V114H219ZM39 114H40V116H39ZM43 114H44V116H43ZM54 114H56V115H54ZM98 114L100 115L99 112H98ZM41 115H42V117H41ZM85 115L88 118L87 120H86ZM27 117H29L31 121L28 120ZM84 117H85V119H83ZM143 117L145 120L143 119ZM253 117H254L255 121L253 120ZM21 118H22V120L20 121ZM11 120L13 121L12 124H14V122H15V125H14V128L10 129V128H8L9 124H8V126H6V124L11 123L10 122ZM70 120L76 126V135L78 138L80 137V141H81L80 144L86 145L89 143L87 146L82 145L84 150H85V147H88V148H86V150H85L86 153L84 155L80 156L79 153H75V151H74L75 143H74L72 136H71V131H70L71 130V125H70L71 123H69ZM81 120H83V121H81ZM84 120H86L87 122L89 121L88 122L89 124L86 123V121L83 124ZM144 121L145 122L147 121L146 126L144 125V124H146ZM212 121H213V123H212ZM225 121H226V124H225ZM140 122H143V125ZM22 123H24V124H22ZM216 123L214 125H217ZM222 123H224V124H222ZM65 124H67V126ZM111 124L115 125V126H112ZM227 124H229V125H227ZM82 125H84L82 127L83 130L80 127ZM219 125L220 126L223 125V127H220ZM5 126L8 128V130L6 129ZM85 126H87V127H85ZM141 126L142 127L144 126V128H142ZM228 126H230V127H228ZM84 127L87 129H85ZM106 127H108V128H106ZM113 127H115V128H113ZM117 127H118V129H116ZM3 128L6 129L7 131L4 130ZM109 128H111V130H109L107 132V129H109ZM223 128H227V129H223ZM28 129H29V131H28ZM67 129H69L68 134L65 133L66 132L65 130H67ZM136 129L138 131H136ZM142 129H144V130H142ZM219 129H220V131H219ZM25 130H27V131H25ZM237 130L239 133L236 132ZM244 132H247V133H244ZM23 133H21V135L24 136L23 137L24 139L20 137V141L25 142V143L21 142L25 146V144L27 145L30 141H29L28 137H25L26 134L24 133V135H23ZM106 133L110 134V135L108 134L110 138L106 135ZM128 133H130V135ZM176 133L178 135V131ZM176 133L174 135H176ZM217 134H215L214 137ZM235 134H238V136ZM245 134L247 135V137ZM219 135H217V137ZM120 136H123V137H120ZM187 136H190V137L188 138ZM241 136L243 137V139ZM99 137L100 138L102 137L101 141H102V139L104 140L103 143L101 142L102 146L100 145V142L98 141ZM124 137H125V139H124ZM249 137H251V140ZM254 137H255V139H254ZM105 138H107V139H105ZM210 138H212V137H210ZM25 139H26V141H25ZM85 139H87L88 141H86ZM245 139L248 141H246ZM90 140H91V142H90ZM95 140H96V142L94 143ZM241 140H242V142L244 140V143H242ZM255 140H257V142ZM119 141L120 142L122 141L121 142L122 145L121 144L120 145L122 147L123 146H125V147L122 149H121V146H120V148H117V149H120L121 151H123V152H121L119 150V152L117 151L118 152L117 153L116 152V146L118 147V145L120 143ZM134 141L137 143L135 144ZM185 141H187V142H185ZM229 141H230V143H229ZM231 141H233V142H231ZM238 141L241 142L242 144H240V143L238 144ZM251 141L253 142L254 145H252ZM258 141H259V143H258ZM70 142L72 144H70ZM83 142H86V144ZM127 142H128V144H126ZM181 142H182V144H181ZM1 143H0V145H1L0 148L1 147L2 148L0 149V153H1V151L6 149V148L4 149V143L3 144H1ZM247 143H250V145H252V146H250L249 144L247 145ZM256 143H258L259 146ZM94 144L96 145L95 148H93ZM98 144H99V146H98ZM134 144L136 146H134ZM132 146H134V147H132ZM155 148H157L156 149L157 151L156 150L154 151ZM171 148H174V149L171 150ZM151 149H153V150L151 151ZM220 149H222L221 153H223L222 151H224V153H226V154L223 153L221 155ZM128 150L130 153L128 152ZM162 150H164V152H162ZM174 150H175V152H173ZM226 150L228 153L226 152ZM242 150H245L246 152L242 151ZM144 151H145V153H144ZM168 151L171 153V155L173 152V156L170 155L171 157H169L168 154H170V153ZM88 152L90 153L89 157H87L89 154ZM229 152L231 154H229ZM256 152L259 154H256ZM260 152L262 155L260 154ZM113 153H114V156H112ZM149 153L151 155L154 154L151 156L152 159H150ZM215 153H217V154H215ZM130 154H134L136 156V158L133 157L134 155L131 156ZM174 154H177V156ZM218 154H220V155H218ZM234 154L237 157L239 156V158L236 159L237 158L236 156H234L235 158H232ZM237 154H239V155H237ZM248 154H250L249 158H248ZM1 155H2V153L0 154V157H1ZM127 155H130L134 159L130 158ZM167 155L169 158L167 157ZM180 155H182V156H180ZM194 155L195 156L197 155V156L194 157ZM216 155H217V157H216ZM245 155H247V157H245ZM252 155H254V157ZM255 155H257V156H255ZM46 156H43L45 158V160L43 157L41 159H39V161H38L39 163H37V165L33 164L32 166L29 165L30 166L29 167V166H25V165H28L27 163H25L22 166L21 165L16 166L17 168H14V169L12 168L13 171H12V169H10V171H12V172H10L9 170L8 171L5 170L8 172V174L4 171V168L2 170L1 169L2 167H0V176H1L0 182L1 181H6V182L9 181L10 184H13L12 182H14L13 186H15V185L18 186V184L20 186L22 179L18 180L17 179L18 177H16V176L22 175V177H23L25 174L28 175V177L25 176L27 179L24 178L22 180L23 181L22 183H24L28 180L32 181L33 177H34V179L30 183V184H33V186L36 184L38 185L41 182L44 184L49 183L50 181L52 182L53 178L51 177V180H50V176H51V172H53V167H54L53 164H55L54 163V157H52V153L49 155H46ZM178 156H180L181 158H185L186 161L184 159L178 158ZM204 156L205 157L210 156V157H208L209 160L204 159ZM240 156H243V157H240ZM128 157L131 160H128ZM200 157H202V158L199 159ZM213 157H216V158H213ZM255 157L256 158L258 157V158L256 159ZM114 158L116 159L115 161H113ZM197 158L199 160H196ZM42 159L44 161H42ZM51 159H53V160H51ZM126 159H127V161H126ZM139 159L141 160L140 162L142 164L139 162ZM143 159H146V160H143ZM190 159H192V160H190ZM152 160L155 163H151ZM188 160L192 161V163ZM200 160H202V161H200ZM238 160H239V162H238ZM51 161L53 162V164H51L52 163ZM133 161H134V165H133ZM137 161L139 163H137ZM193 161L195 162V164ZM198 161L201 163H199ZM222 161L227 165V167L225 164H223ZM243 161H244V163H243ZM0 162H1V159H0ZM211 162H212L213 166L210 164ZM234 162H235V164L237 163L235 165V166H237V168L234 166ZM246 162H248V165ZM40 163H42V164L40 165ZM123 163L125 165H126V163L129 164L128 167H125V169H124L125 172L123 170V168H124ZM130 163L132 164V167H131ZM187 163L193 164L196 167L193 168V166L188 164V168H186ZM204 163H207V165ZM217 163H219V164L222 163V164L219 165ZM50 164L52 166V168H51L52 171H50L51 170ZM74 164H79V165H75L73 167ZM139 164L143 167L141 168V166ZM214 164H216V165H214ZM244 164H245V166H244ZM137 165L139 168L137 167ZM208 165H210L211 167L206 168V166H208ZM222 165L223 166L225 165V167H223L224 169L221 167ZM230 165H232L231 167L233 169L236 168L237 170L236 169L232 170V168H230ZM246 165H247V167H246ZM0 166H1V164H0ZM216 166H217L216 169L220 173L217 172L216 169L214 168ZM48 167H49V169H48ZM198 167L199 168L201 167L200 170ZM218 167L221 169V171H220V169H218ZM240 167H242V168H240ZM245 167H246V169H245ZM248 167H251V168H248ZM41 168H42V170H40ZM83 168H86L88 170H85L86 171L85 172ZM136 168L139 171L135 172L137 170ZM243 168L245 170H243ZM211 169L214 170L213 174L211 173V171H212ZM37 170H39L38 173H37ZM60 170L63 171L64 173L61 172ZM228 170H229V172H226ZM248 170H250L252 173ZM128 171L130 172V175H129ZM204 171L206 172V176L204 175L205 174ZM232 171H234V173ZM235 171H237V173H235ZM260 171H261V173H260ZM14 172L18 175H14L15 174ZM222 172H223V174H222ZM247 172H249V173L247 174ZM33 173L34 174L36 173L35 175L38 174V176H34ZM43 173H45V175ZM116 173L119 175V178L116 177L117 176ZM228 173H229V176H228ZM231 173H232V177H233V175L235 176V174H237V177L235 176L236 178L233 177L236 180H233V178L230 177ZM250 173H251V175H250ZM253 173H254V175H253ZM262 173H263V175H262ZM64 174H65V176H64ZM123 174H125L127 176H125ZM12 175H14L17 180ZM47 175H49V177ZM104 175H105L106 179H104ZM221 175L224 179L223 178L218 179V177L221 178ZM224 175H226V176H224ZM58 176H60V177H58ZM208 176L211 178L212 181L210 180V178ZM102 177H103V179H101ZM115 177L117 178L116 180H115ZM120 177H122V178L125 177V178H123L124 179L123 180ZM154 177H156V178H154ZM206 177H208V178L206 179ZM225 177L226 178L228 177V178L226 179ZM229 177L231 179H229ZM57 178L55 177L54 179H57ZM201 178H203V179L201 180ZM259 178H261V179L259 180ZM8 179H10V180H8ZM46 179H48V180H46ZM225 179H226V181H225ZM12 180H14V181H12ZM45 180H46V182H45ZM209 180L211 181V182H209L210 185H209V183L207 185V181H209ZM232 180L235 183H233ZM15 181H16V183L18 181L20 183L18 182L17 184H15ZM47 181H49V182H47ZM104 182L107 184H105ZM111 182H112V184H111ZM120 182H122V183H120ZM199 183H201V184H199ZM212 183H214V184H212ZM101 184L103 186L105 185V187H103ZM108 184H109V188H108ZM220 184H223L226 186H223V185L220 186ZM253 185H254V188H253ZM262 185H263V187H262ZM255 186H257V187H255ZM10 187L1 189L0 190V196L3 194L9 193L10 190H12V187L11 188ZM251 187L254 190H251L250 189ZM8 188L10 189L9 191H7ZM65 188H66V190H65ZM88 188L90 189L89 186H88ZM258 188H260L259 189L260 191L258 190ZM205 190H207V191H205ZM57 191L60 194H58ZM80 191H81V193H80ZM160 191H161V193H160ZM162 191H163V193H162ZM208 191H209V193H207ZM65 194H66V196H65ZM70 194H72V195H70ZM209 194H210V196H209ZM55 195H56L57 199H56ZM49 196H50V198L51 197L52 198L50 199ZM60 197H61V199H60ZM53 198H55V199H53ZM62 198H63V200H62ZM83 198H84V195H83ZM45 200H47L48 203ZM72 200H74L76 202L74 203V201H73V203H72ZM90 200H92V201H90ZM166 201H167V203H164ZM30 202L31 203L33 202V204H31ZM42 202L44 203L43 205H42ZM52 202H57L60 206L62 204V207L57 208L59 205H57L56 203H52ZM81 202L82 203L84 202L83 205ZM161 202H162V204H161ZM9 203H11V204L9 205ZM46 203L49 205H47ZM76 203H81V205H80V206H82L81 209L85 208L84 211L82 210L84 213L81 212V214L83 213L82 215L78 214V212H75L74 207H76L75 205H78ZM50 204L53 206L55 205L54 208L52 206H50ZM33 205H34V207H33ZM35 205H38V206H35ZM162 205L164 206L163 208H162ZM10 206L13 208L9 209ZM44 206H46V208ZM167 206H169V207H167ZM35 207H37V208H35ZM166 207H167V209H166ZM16 208L18 211H15ZM19 208L20 209L22 208V210H20ZM32 208L35 209L34 213L32 211H30V210H33ZM42 208H43V210L44 209L45 210L41 212ZM55 208H56V210H55ZM53 209L56 212L59 209L61 211L59 210L58 213H55V211ZM143 209H144V211H143ZM168 209L169 210L171 209V210L169 211ZM175 209H176L177 213H175V211H174ZM46 210H50L49 212H52V213L48 214L49 216L51 214V218L47 215L48 211H46ZM92 210H93V212L90 213V211H92ZM172 210H173V212H172ZM35 211L39 212V213L37 214ZM94 211H96L95 215L93 214ZM167 211L169 213L166 214ZM17 212L19 214H17ZM30 212H32L34 214V216L32 217L33 219H27L26 220L27 215H29ZM44 212H45V215L47 216V217H45V219H43ZM67 213H69V214H67ZM72 213L75 214V215L73 214L74 216L80 215L81 217L79 219H76L78 217H75V219H73L74 216H72ZM115 213H116V215L117 214L119 215V213H121L120 219H114L115 221H112V219L108 220V218H111L112 216H116ZM162 213L165 215L162 216ZM171 213L172 214L174 213L176 215H174V214L172 215ZM0 214H2V213H0ZM168 214H169V217H168ZM101 215L102 216L104 215V217H102ZM108 215H109V217H108ZM93 216H94V218H93ZM41 217H42V220L44 222L47 221L46 219L49 217L48 220L50 219L49 221H51V223H54V224L56 223V224L51 225V224H49V221H48V222L44 223L45 225L44 224L42 225V223L40 225V223L38 221H41V220H39ZM71 217H73V218H71ZM84 217H86L87 219H85ZM95 217H96V219H95ZM99 217L100 218L102 217V218L100 219ZM131 219H134V221ZM232 219L235 220L234 223H233ZM228 220L231 222V224L233 223L232 224L233 227L231 230L234 229L233 232H235V233H233L232 231L230 232V234L228 232H226L225 229H226V225L228 223ZM132 221L134 224L131 223ZM256 221H258V222H256ZM124 222H125V225L128 224L126 227H122V226H125L123 224ZM14 223L16 224V226H14ZM46 223H48L49 225ZM224 223L226 225H224ZM49 226H52V228ZM53 226H55V228ZM115 226H116V228L117 227L119 228V230L117 229V232H116V230H114V229H116V228H114ZM120 226H121V229H120ZM133 226L135 227V229H133ZM48 227L51 228L52 231L50 229H48ZM56 227H57V229H56ZM127 227L130 228L129 231L127 230ZM122 228H126L125 233L123 232L124 230ZM132 229H133L135 234H133V232L130 231ZM47 230L51 231L52 233L48 232L49 233L48 234ZM121 230H123L122 231L123 234L120 235L119 233ZM112 231H115V232L112 233ZM223 231H225L226 234ZM127 232H128V234H127ZM130 232H132L133 235H131ZM112 234H114L113 239L116 238L115 243H114V241H111ZM115 234H117V235L115 236ZM125 234H127L128 236ZM233 234L236 236H233ZM158 235L161 236L160 243H162L168 235H170L171 239L173 240V241L171 240L172 243L170 242L171 245H168L165 247V249H162L163 251H161L160 247H158V245H157V243H159ZM100 236L102 239L99 238ZM110 236H111V239H110ZM118 236H120V237H118ZM221 236H224V237H221ZM226 237H227V239H226ZM140 238H142L143 240ZM139 239L143 242H141ZM39 240H43V241L41 242ZM108 240L113 242L115 245L117 243L119 246H117V245H116L117 247L114 246V244H112ZM38 241L44 247H46V250L37 251L38 253L37 252L34 253V251L32 249H29L30 246H27V245H30L29 243H31V245H32L33 242H38ZM101 241H102V245L100 243ZM139 241L141 242V244ZM146 241H147V244H146ZM103 242L106 245L103 244ZM174 243H175V245H174ZM103 245H104V247H103ZM111 245H113V246H111ZM146 245H148V248L146 247ZM101 246L103 247V249L99 248ZM141 246H143V247H141ZM169 246H171V247H169ZM105 247H110V248L112 247L111 248L112 251L109 248L106 249ZM118 247H120V248L118 249ZM167 248H169V249H167ZM170 249H171V251H170ZM103 250H106L105 253ZM97 251H98V253H97ZM150 252H151V254H154V255H151ZM156 252H158V253H156ZM168 252H169V254H168ZM52 253H54V255ZM119 253L121 254L120 257H118ZM114 256L116 258H114ZM240 257H242V258H240ZM240 259L244 260L245 263H243ZM149 260L151 262H149ZM246 260H247V262H246Z\"/></svg>",
    "mask_w": 264,
    "mask_h": 264
}]
</instances>
